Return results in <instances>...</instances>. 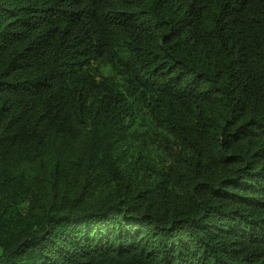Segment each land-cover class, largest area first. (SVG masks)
<instances>
[{"label":"trees","instance_id":"1","mask_svg":"<svg viewBox=\"0 0 264 264\" xmlns=\"http://www.w3.org/2000/svg\"><path fill=\"white\" fill-rule=\"evenodd\" d=\"M0 264H264V0H0Z\"/></svg>","mask_w":264,"mask_h":264}]
</instances>
